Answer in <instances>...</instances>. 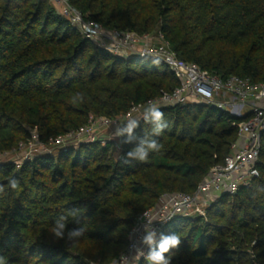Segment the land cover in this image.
<instances>
[{"label": "trees", "instance_id": "obj_1", "mask_svg": "<svg viewBox=\"0 0 264 264\" xmlns=\"http://www.w3.org/2000/svg\"><path fill=\"white\" fill-rule=\"evenodd\" d=\"M69 1L108 30L161 31L180 59L223 78L264 82V0ZM177 86L162 62L99 47L50 0H0V152L20 148L34 132L50 145ZM158 111L161 120L150 113L122 135L118 157L109 139L0 163L4 264L112 263L128 250L140 214L166 194L195 193L239 139L243 119L214 105ZM258 169L205 217L170 221L148 254L175 234L180 243L164 254L168 264H264V133Z\"/></svg>", "mask_w": 264, "mask_h": 264}, {"label": "built area", "instance_id": "obj_2", "mask_svg": "<svg viewBox=\"0 0 264 264\" xmlns=\"http://www.w3.org/2000/svg\"><path fill=\"white\" fill-rule=\"evenodd\" d=\"M59 13L72 26L99 47L124 58H140L162 62L179 81L171 92L151 98L143 104L133 105L126 113L115 118L98 117L78 131H71L52 141L50 145L33 138L22 143L20 148L28 150L29 159L36 153L35 146L43 151L49 147H66L99 139L102 129L116 127L122 135L133 129L138 121L156 110L175 105L209 104L242 118L239 123V139L232 144L231 152L223 164L211 168L198 189L193 194L177 192L161 197L158 204L140 214L131 231L128 250L109 264H131L147 257L149 249L156 246V235L161 234L170 221L180 215L206 216L207 209L222 196H234L239 188L260 176L258 163L264 133V82L253 83L237 75L226 78L202 69L194 62H186L178 57L161 31L139 34L133 31L108 30L71 5L69 0H50ZM99 135V136H98ZM102 138V137H101ZM102 138L101 141L105 142ZM52 145V146H51ZM154 232V243H144V237ZM100 264V263H93Z\"/></svg>", "mask_w": 264, "mask_h": 264}, {"label": "clouds", "instance_id": "obj_3", "mask_svg": "<svg viewBox=\"0 0 264 264\" xmlns=\"http://www.w3.org/2000/svg\"><path fill=\"white\" fill-rule=\"evenodd\" d=\"M153 118L157 121L161 120L163 118L164 113L161 111L156 110V108H153L152 111ZM159 131V129L157 130ZM129 155H133V153H129ZM146 156L143 152H140V160L143 161L145 160ZM16 182H12V187L15 188ZM60 229L64 228L63 224L59 225ZM57 237L62 236V232L53 229ZM84 229L81 228L79 231L76 232H71L69 233V238L71 239L73 236H79L83 233ZM154 237L155 233L154 232H149L145 237H144V243L148 245H152L154 243ZM180 243V238L178 235H171L168 237H162L161 242L159 244L158 250L152 249L146 259L150 262V264H168V259L165 258V253L169 251L171 247H176ZM0 264H4V258L0 257Z\"/></svg>", "mask_w": 264, "mask_h": 264}, {"label": "rangeland", "instance_id": "obj_4", "mask_svg": "<svg viewBox=\"0 0 264 264\" xmlns=\"http://www.w3.org/2000/svg\"><path fill=\"white\" fill-rule=\"evenodd\" d=\"M53 4V3H52ZM54 5V4H53ZM101 135L102 138H105L103 140L107 141V140H111L114 139L116 141V150H115V156L118 157L120 155V149H121V140H122V134L119 133V131H117L116 127H105L102 129L101 133H99ZM99 136V135H98ZM99 136V139L101 140V138ZM73 148H78V145H71ZM30 148L32 147H23V148H18L16 150L13 151H8V152H0V163H7V162H12V161H16V162H21L24 158L28 157V150H30ZM60 149L57 147H49L48 150L43 151L41 149L40 146H35V151L36 153L34 154H42V153H50V154H57V152ZM33 157V156H32ZM189 214L191 215H195V213H193V211L189 210L188 211ZM160 238V234L156 235L155 240L156 242L158 241V239ZM131 264H137L136 260H134Z\"/></svg>", "mask_w": 264, "mask_h": 264}]
</instances>
